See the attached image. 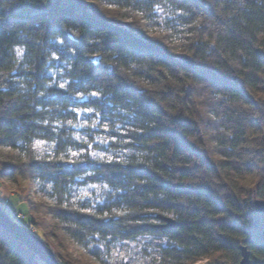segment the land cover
<instances>
[{"label":"trees","instance_id":"trees-1","mask_svg":"<svg viewBox=\"0 0 264 264\" xmlns=\"http://www.w3.org/2000/svg\"><path fill=\"white\" fill-rule=\"evenodd\" d=\"M85 1L0 0V179L20 199L37 179L55 199H26L40 215L29 222L46 242L160 239L157 264H239L242 246L264 264L253 205L264 200V0ZM166 5L188 30L179 42L171 28L149 35ZM85 119L94 132L110 123L113 160L94 158L95 141L78 144ZM80 147L87 155L73 160ZM81 181L105 185L91 209L69 200ZM165 213L175 229L153 222ZM0 264L45 263L0 227Z\"/></svg>","mask_w":264,"mask_h":264},{"label":"rangeland","instance_id":"rangeland-1","mask_svg":"<svg viewBox=\"0 0 264 264\" xmlns=\"http://www.w3.org/2000/svg\"><path fill=\"white\" fill-rule=\"evenodd\" d=\"M85 3L92 7L97 4L93 0H86ZM103 9L111 11L116 10V8L110 7L107 4L103 6ZM152 21L155 23L149 28L150 36L163 35V33L168 31L170 28L175 31V42H179L183 37L187 36L185 35V32L188 30L183 26L181 16L179 13H176L173 8L168 7V5L162 8L156 16H153ZM180 55L188 57V54L185 52H180ZM89 124L88 119L81 122L82 127L79 128V131L76 133V137H79V139L76 138L78 144L95 141L102 148H99L97 152H94V158L100 161L113 160L116 157V154L113 153L112 149L108 150L107 142H117L119 139V137H117L118 135L113 136V132L109 131V122L102 123L101 128L99 127L100 132H94L93 130L88 131L87 128H89ZM125 133L126 129L124 131L117 132V134L121 135ZM34 149L38 156H50L51 151L53 150L52 147L39 142L34 144ZM8 152V149L0 148L1 156H6ZM73 153H76L77 155H73ZM73 153H71V158H73V160L80 159L87 155V152L83 147L78 148L77 151ZM119 156L122 155L119 154ZM3 157H1V160L6 161ZM104 188L105 185L101 183L93 184L91 182L85 183L84 181H81L73 186L69 200L75 205H84L88 209H91L89 205L91 206V203L95 201V197L101 195ZM0 189L8 202L10 198H12L9 206L12 210L16 211L27 220H23L25 223H30L28 217H30V219L32 218L31 220L40 218L39 214H28V204L20 199L18 195V192L20 191L15 181L8 178L0 179ZM24 193L27 194L28 198H32L30 200L33 203H44L48 205H54L55 203V199L51 197V185L41 183L37 179H32L26 182ZM162 217L175 219L173 214L165 213L162 214ZM42 218H44L47 224H54V221L49 215ZM153 222L156 224H166L162 219L154 220ZM30 224L38 232L37 236L42 238L43 232L41 228L34 226L33 223ZM44 241L46 242V240ZM46 243L54 250L56 256L57 254H61L60 256L64 260L73 264H157L159 259L158 252L160 250V246L164 242L160 239L145 240L141 238L137 241H123L121 243L111 242L110 244H107V242L104 241L100 245L94 241H90L86 246H78V244L69 235H67L65 237H60V241L58 239L48 237ZM225 262V259L215 260L209 258L198 261L195 264H223Z\"/></svg>","mask_w":264,"mask_h":264},{"label":"water","instance_id":"water-1","mask_svg":"<svg viewBox=\"0 0 264 264\" xmlns=\"http://www.w3.org/2000/svg\"><path fill=\"white\" fill-rule=\"evenodd\" d=\"M77 1V0H70ZM183 62L189 67L193 66V63L189 58H183ZM255 211L261 215H264V200H254ZM166 223L164 227L173 230L178 226V222L175 219L168 217H161ZM0 227L7 233L14 236L15 239L25 245L31 252H33L39 259L45 264H63L56 256L54 250L48 245L42 238L36 234L30 232L22 225L14 222L9 215L0 207ZM241 260L239 264H251V255L247 247L242 246Z\"/></svg>","mask_w":264,"mask_h":264},{"label":"built area","instance_id":"built-area-1","mask_svg":"<svg viewBox=\"0 0 264 264\" xmlns=\"http://www.w3.org/2000/svg\"><path fill=\"white\" fill-rule=\"evenodd\" d=\"M26 199L30 200L32 198H28L27 197H22L21 200L22 201H26ZM0 207H2V209H5L4 211L9 215V217L16 223H18L19 225L24 226L25 228H27V230H29L30 232L36 234L37 231L32 227L31 224H26L24 223V217L20 214H18L16 211L12 210L11 207L9 206V202L8 200L4 197L3 192L0 189Z\"/></svg>","mask_w":264,"mask_h":264},{"label":"snow or ice","instance_id":"snow-or-ice-1","mask_svg":"<svg viewBox=\"0 0 264 264\" xmlns=\"http://www.w3.org/2000/svg\"><path fill=\"white\" fill-rule=\"evenodd\" d=\"M61 43H63V42L61 41ZM57 59H58V57H57ZM59 87H60V88H64L65 85H64V84H60ZM91 95H92V96H96V93H92ZM93 127H95V126H93ZM77 139H79V137H77ZM73 155H77V154H76V153H73ZM61 159H62V157H61ZM0 174H2V173H0ZM93 187H94V185H93Z\"/></svg>","mask_w":264,"mask_h":264},{"label":"crops","instance_id":"crops-1","mask_svg":"<svg viewBox=\"0 0 264 264\" xmlns=\"http://www.w3.org/2000/svg\"><path fill=\"white\" fill-rule=\"evenodd\" d=\"M12 198H10V200H11ZM10 200H9V203H10Z\"/></svg>","mask_w":264,"mask_h":264}]
</instances>
